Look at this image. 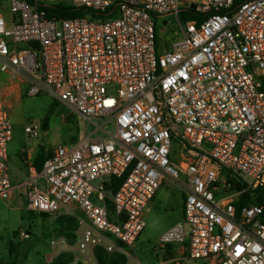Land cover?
Wrapping results in <instances>:
<instances>
[{
  "label": "built area",
  "instance_id": "built-area-1",
  "mask_svg": "<svg viewBox=\"0 0 264 264\" xmlns=\"http://www.w3.org/2000/svg\"><path fill=\"white\" fill-rule=\"evenodd\" d=\"M0 2L11 10L0 12V199L23 188L29 210L74 217L75 240H52L56 255L99 264L100 249L141 264L131 248L167 182L184 195L183 219L158 239L177 245L174 264H264V207L236 204L264 184V0ZM58 3L88 15L49 18L42 7ZM167 15L177 37L165 43ZM40 93L95 128L41 169L22 148L26 172L13 184L8 97ZM173 135L191 148L176 155Z\"/></svg>",
  "mask_w": 264,
  "mask_h": 264
},
{
  "label": "rangeland",
  "instance_id": "rangeland-1",
  "mask_svg": "<svg viewBox=\"0 0 264 264\" xmlns=\"http://www.w3.org/2000/svg\"><path fill=\"white\" fill-rule=\"evenodd\" d=\"M0 12L6 19L11 14L10 2H0ZM167 21L166 29L158 33L165 43L175 39L176 18L167 15L158 20ZM8 110L13 124V139L8 143V162L13 184L20 182L19 168L21 148L53 150L62 143L80 139L95 126L82 119L69 106L61 103L48 93L8 97ZM48 127L42 126L44 120ZM31 124L40 131L36 137H29L24 128ZM95 136V135H94ZM183 144L173 145L175 154L180 153ZM226 175V174H225ZM99 180H96L97 182ZM60 216H44L27 207L26 192L23 188L10 200L0 199V264H51L59 245L52 240L59 236L57 227ZM184 217V195L182 190L167 182L158 189L152 207L145 212L146 225L131 252L141 264H174L177 245L161 249L160 235ZM29 233V237H24ZM173 250V251H172Z\"/></svg>",
  "mask_w": 264,
  "mask_h": 264
},
{
  "label": "trees",
  "instance_id": "trees-1",
  "mask_svg": "<svg viewBox=\"0 0 264 264\" xmlns=\"http://www.w3.org/2000/svg\"><path fill=\"white\" fill-rule=\"evenodd\" d=\"M49 18L56 17V18H72V17H79V16H86L88 15V9L84 7H75L72 5H68L66 3H58L48 6L42 7ZM182 17L184 19H189L195 17L192 12H183ZM261 88L264 90V81L262 83ZM24 96V94H23ZM47 119L43 121L42 126L43 128H47L48 126ZM173 144L176 146L178 143L186 145L187 148H191L190 145L179 135H173ZM73 141H76L75 139ZM52 153V150H45L43 146H40L38 149V155L41 157V162L45 161L47 157H49ZM175 153V151H174ZM175 156V154H173ZM38 163L37 159H35V163L37 164L38 168L41 169L42 163ZM121 179H118L114 176L111 177L112 185L110 188L115 190L118 188ZM237 187H240V184H237ZM249 203H256L264 207V184L259 186L255 189H251L249 191L244 192L239 200L237 201L238 208H241L245 204ZM44 216H48V213H41ZM59 225L57 227V231L59 236L65 235L68 237L70 242H74L75 240V229L77 227V222L74 217L71 216H60L58 219ZM97 258L99 264H124L125 257L121 253H106L103 250L97 249ZM72 255L70 253H60L54 256V259L51 264H66Z\"/></svg>",
  "mask_w": 264,
  "mask_h": 264
},
{
  "label": "crops",
  "instance_id": "crops-1",
  "mask_svg": "<svg viewBox=\"0 0 264 264\" xmlns=\"http://www.w3.org/2000/svg\"><path fill=\"white\" fill-rule=\"evenodd\" d=\"M22 97V96H21ZM20 97V98H21ZM19 99V98H18ZM13 139V138H12ZM30 150H29V155L31 156V160H32V162L36 165V167L38 168V166H37V164L35 163V159H37V161H38V163H40L41 162V157L38 155V149H36V150H33L32 148H29ZM24 157L25 156H23V154H22V148H21V151H20V158H21V161H22V163H23V166L22 167H20L19 168V171H20V175H22L24 172H26V163L24 162ZM42 163V166H43V161L41 162ZM42 168V167H41ZM39 169V168H38ZM18 189L19 188H17L16 190H15V194H14V196L18 193ZM155 198V197H154ZM153 201H154V199H153ZM152 205H153V202H152ZM179 222V221H178ZM173 251V250H172Z\"/></svg>",
  "mask_w": 264,
  "mask_h": 264
}]
</instances>
